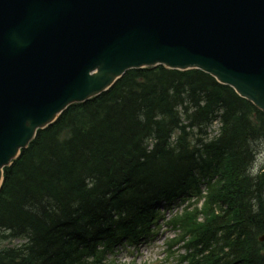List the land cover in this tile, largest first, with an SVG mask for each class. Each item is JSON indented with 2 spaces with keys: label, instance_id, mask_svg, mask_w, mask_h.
I'll return each instance as SVG.
<instances>
[{
  "label": "trees",
  "instance_id": "16d2710c",
  "mask_svg": "<svg viewBox=\"0 0 264 264\" xmlns=\"http://www.w3.org/2000/svg\"><path fill=\"white\" fill-rule=\"evenodd\" d=\"M217 117L219 137L204 140ZM259 146L264 114L210 76L129 71L4 170L0 264H104L153 236L157 203L197 193L196 172L216 179L201 210L168 223L179 230L168 248L183 243L180 264H264V173L250 171Z\"/></svg>",
  "mask_w": 264,
  "mask_h": 264
},
{
  "label": "water",
  "instance_id": "95a60500",
  "mask_svg": "<svg viewBox=\"0 0 264 264\" xmlns=\"http://www.w3.org/2000/svg\"><path fill=\"white\" fill-rule=\"evenodd\" d=\"M198 68L264 112V0H0L2 170L129 69Z\"/></svg>",
  "mask_w": 264,
  "mask_h": 264
},
{
  "label": "rangeland",
  "instance_id": "374dc122",
  "mask_svg": "<svg viewBox=\"0 0 264 264\" xmlns=\"http://www.w3.org/2000/svg\"><path fill=\"white\" fill-rule=\"evenodd\" d=\"M215 128H210V133L214 132ZM260 152L256 156V161L253 166V172L256 173L262 167H264V151L261 149V146L258 147ZM171 212L165 216V220L169 219L172 216L173 212H180L181 206L177 208H172ZM175 232H173L166 223H162L156 236L149 242H145L140 245L138 248L126 247L119 248L115 252V256L108 257V261H112V264H176L175 260L168 259L166 260L165 254V242L169 238L173 237ZM19 241H14L13 244H17ZM111 264V263H107Z\"/></svg>",
  "mask_w": 264,
  "mask_h": 264
}]
</instances>
